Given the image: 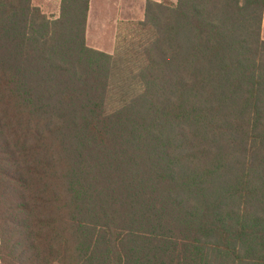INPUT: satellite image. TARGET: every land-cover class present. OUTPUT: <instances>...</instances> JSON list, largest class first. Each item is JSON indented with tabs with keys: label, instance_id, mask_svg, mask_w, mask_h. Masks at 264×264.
I'll list each match as a JSON object with an SVG mask.
<instances>
[{
	"label": "trees",
	"instance_id": "trees-1",
	"mask_svg": "<svg viewBox=\"0 0 264 264\" xmlns=\"http://www.w3.org/2000/svg\"><path fill=\"white\" fill-rule=\"evenodd\" d=\"M89 9L0 0V264H264V0Z\"/></svg>",
	"mask_w": 264,
	"mask_h": 264
},
{
	"label": "rangeland",
	"instance_id": "rangeland-1",
	"mask_svg": "<svg viewBox=\"0 0 264 264\" xmlns=\"http://www.w3.org/2000/svg\"><path fill=\"white\" fill-rule=\"evenodd\" d=\"M34 3L50 16H58L60 13L61 0H34ZM93 3L94 15L89 26V38L86 35L89 46L109 53H115L118 46L121 53L125 49H132V44L139 46L140 40L144 38L138 25L144 19L143 0H94ZM98 23L101 25L98 26ZM119 86H122L121 83H113L112 89L116 93L108 95L109 105L122 99V94L118 93L122 87Z\"/></svg>",
	"mask_w": 264,
	"mask_h": 264
},
{
	"label": "crops",
	"instance_id": "crops-1",
	"mask_svg": "<svg viewBox=\"0 0 264 264\" xmlns=\"http://www.w3.org/2000/svg\"><path fill=\"white\" fill-rule=\"evenodd\" d=\"M93 1L94 0H90V9H89V14H88L87 33H86L87 38H89L88 37L89 36V26H90V23H91V20H92V16L94 15V11H93L94 3H93ZM143 2H144V7H145L146 0H143ZM98 24H99L98 26L101 25V23H98ZM262 34H263V37H264V17H263V24H262Z\"/></svg>",
	"mask_w": 264,
	"mask_h": 264
}]
</instances>
